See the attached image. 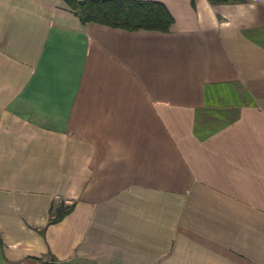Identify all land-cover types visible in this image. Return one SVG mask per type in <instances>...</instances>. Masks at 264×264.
Here are the masks:
<instances>
[{
	"label": "crops",
	"instance_id": "0c3cea01",
	"mask_svg": "<svg viewBox=\"0 0 264 264\" xmlns=\"http://www.w3.org/2000/svg\"><path fill=\"white\" fill-rule=\"evenodd\" d=\"M136 1L0 0V264H264V0Z\"/></svg>",
	"mask_w": 264,
	"mask_h": 264
},
{
	"label": "trees",
	"instance_id": "16d2710c",
	"mask_svg": "<svg viewBox=\"0 0 264 264\" xmlns=\"http://www.w3.org/2000/svg\"><path fill=\"white\" fill-rule=\"evenodd\" d=\"M67 5L87 23H95L125 31L150 30L168 32L174 25V19L168 9L156 2L136 0H65ZM240 0H211L212 4L239 2ZM70 209L55 211L53 223L62 220Z\"/></svg>",
	"mask_w": 264,
	"mask_h": 264
},
{
	"label": "bare ground",
	"instance_id": "6f19581e",
	"mask_svg": "<svg viewBox=\"0 0 264 264\" xmlns=\"http://www.w3.org/2000/svg\"><path fill=\"white\" fill-rule=\"evenodd\" d=\"M57 225V224H56Z\"/></svg>",
	"mask_w": 264,
	"mask_h": 264
}]
</instances>
